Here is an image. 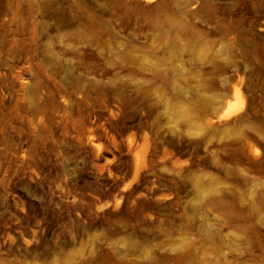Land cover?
Masks as SVG:
<instances>
[{
  "label": "rangeland",
  "instance_id": "obj_1",
  "mask_svg": "<svg viewBox=\"0 0 264 264\" xmlns=\"http://www.w3.org/2000/svg\"><path fill=\"white\" fill-rule=\"evenodd\" d=\"M133 1L0 0V264H264V0Z\"/></svg>",
  "mask_w": 264,
  "mask_h": 264
},
{
  "label": "bare ground",
  "instance_id": "obj_2",
  "mask_svg": "<svg viewBox=\"0 0 264 264\" xmlns=\"http://www.w3.org/2000/svg\"><path fill=\"white\" fill-rule=\"evenodd\" d=\"M132 3L135 4V5H140V4H141V2L138 1V0H134ZM233 109H234L233 106L228 105L227 108L224 110V112H223L222 115H224V114H229V113L231 114V112H233ZM198 183H199V182H198Z\"/></svg>",
  "mask_w": 264,
  "mask_h": 264
}]
</instances>
